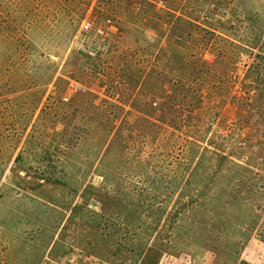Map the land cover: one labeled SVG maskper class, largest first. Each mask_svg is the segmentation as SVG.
Wrapping results in <instances>:
<instances>
[{"label": "rangeland", "instance_id": "obj_1", "mask_svg": "<svg viewBox=\"0 0 264 264\" xmlns=\"http://www.w3.org/2000/svg\"><path fill=\"white\" fill-rule=\"evenodd\" d=\"M0 264H264V0H0Z\"/></svg>", "mask_w": 264, "mask_h": 264}, {"label": "built area", "instance_id": "obj_2", "mask_svg": "<svg viewBox=\"0 0 264 264\" xmlns=\"http://www.w3.org/2000/svg\"><path fill=\"white\" fill-rule=\"evenodd\" d=\"M81 30H82V32H84V33H88V32L90 31V25H89L87 22H85V23L82 25Z\"/></svg>", "mask_w": 264, "mask_h": 264}]
</instances>
